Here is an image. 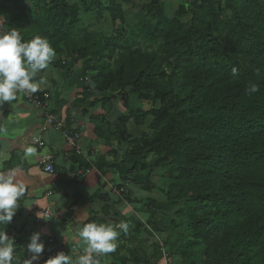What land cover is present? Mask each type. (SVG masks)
Returning <instances> with one entry per match:
<instances>
[{
    "label": "trees",
    "instance_id": "obj_1",
    "mask_svg": "<svg viewBox=\"0 0 264 264\" xmlns=\"http://www.w3.org/2000/svg\"><path fill=\"white\" fill-rule=\"evenodd\" d=\"M192 6L171 15L162 0H0V18L24 41L47 38L54 67L66 65L61 58L83 62L107 96L102 102L122 103L113 126L106 116L91 118L97 137L129 144L128 155L142 161L158 159L150 170L141 167L150 175L161 170L165 201L142 198L153 232L139 226L125 239L134 246L124 245L120 263L160 256L158 264H264V0ZM251 84L259 91L248 94ZM132 95L153 109L126 113ZM131 124L147 132L133 136ZM156 235L166 240L146 253L143 245ZM24 260L15 251L13 264Z\"/></svg>",
    "mask_w": 264,
    "mask_h": 264
},
{
    "label": "crops",
    "instance_id": "obj_2",
    "mask_svg": "<svg viewBox=\"0 0 264 264\" xmlns=\"http://www.w3.org/2000/svg\"><path fill=\"white\" fill-rule=\"evenodd\" d=\"M0 23V29H3V18H0ZM72 61L79 63L76 59ZM78 65L72 67L77 68ZM58 70L62 69L50 62L48 69L38 72L34 78L38 90L31 93L43 99L47 95L49 109L65 126L64 132L50 130L43 136L44 152H49L54 158V174L44 173L39 165L40 151L34 146L33 138L43 124V114L26 101L28 92L18 93L15 100L0 102V173L17 169V180L26 188L18 201L19 209L9 224L11 237L16 238L15 251L20 249L26 259V246L31 234L40 232L45 243L40 264L56 255L48 253L50 248L65 251L71 256L72 264H79V258L85 254V245L76 234L78 228L88 222L123 221L128 228L126 231L118 230L115 250L97 257L100 264H122L118 259L128 255L124 245L134 246L126 243L125 239L135 236L140 226L136 225L143 205L140 195L147 194L142 185L136 183L140 180L138 170L142 169V160L128 155V144L118 143L112 138L106 141L94 133L92 117L106 116L113 126L125 112L123 106L120 107L115 100L111 101V106L102 102L104 97L94 87L81 83V75L73 74L72 69H64L66 78ZM76 132L84 135L80 153L66 141V134ZM28 147L35 149L32 156H26ZM137 164L140 165L133 170ZM123 189L129 190L128 195L122 192ZM48 192L51 196L46 197ZM47 208L53 213L48 222L44 220ZM150 240L148 245L151 246ZM114 254L120 257L115 258ZM156 260L159 261V257Z\"/></svg>",
    "mask_w": 264,
    "mask_h": 264
},
{
    "label": "clouds",
    "instance_id": "obj_3",
    "mask_svg": "<svg viewBox=\"0 0 264 264\" xmlns=\"http://www.w3.org/2000/svg\"><path fill=\"white\" fill-rule=\"evenodd\" d=\"M56 52L45 37L35 36L24 41L17 29H0V102L16 99L18 93H35L38 83L34 78L41 70L49 68ZM259 91L256 84H251L246 92L253 94ZM35 153L33 147L26 149V156ZM25 185L17 180V169L0 173V264H13L16 238L10 237L6 230L19 209L18 201L24 196ZM128 195V194H127ZM128 224L88 222L77 229V235L85 247L79 264H100L97 257L115 250L118 230L126 231ZM57 231H60L57 229ZM63 236V232H61ZM52 243V242H50ZM45 243L41 233L34 232L26 246L27 258L23 264H40ZM43 264H72L71 256L60 251Z\"/></svg>",
    "mask_w": 264,
    "mask_h": 264
},
{
    "label": "rangeland",
    "instance_id": "obj_4",
    "mask_svg": "<svg viewBox=\"0 0 264 264\" xmlns=\"http://www.w3.org/2000/svg\"><path fill=\"white\" fill-rule=\"evenodd\" d=\"M67 2H69L71 5L73 3H75V0H66ZM138 1V0H136ZM147 3H150L152 0H146ZM154 1H157L159 3L160 0H154ZM162 1H166V4H167V7L169 8L170 10V13L171 15L174 14V12L177 10L178 7L188 3V6H189V9L192 10V5L194 2H196L197 0H162ZM124 7V12H125V15H126V24L128 25H131L134 21V15H133V8H132V4H126L123 6ZM194 9V8H193ZM190 17L188 16H184V18L182 19V21L185 23L189 20ZM100 23L102 22H99L97 21L95 23V26L96 25H99ZM108 29H110V31H112V27H111V24L109 22H107V25H106ZM62 61H65L66 65L61 67V71L58 70V73L59 74H63L66 78V71L64 69H72L73 71V74H77V75H81V80L80 82L81 83H86V84H89L91 87H94L95 88V83L93 81V78H91V74H89L88 72L85 73V69L83 68L84 66V63L83 62H79V63H75L73 62L72 60H66L64 58H61ZM69 61H71V64H69ZM52 62V61H51ZM75 64H79L77 66V68H74L72 67V65H75ZM69 73V71H68ZM128 92H130L131 90L130 89H127ZM132 94V92H131ZM101 97H104V99H106L107 97L104 95H100ZM116 103H118V105L120 107H122V103L119 104L118 101H116ZM124 108V107H122ZM131 109L134 111H138V112H135V113H143L141 111H144V112H148L149 110L153 109V105L152 104H149V103H145V102H139L136 100L135 97H133L132 95V99H131V103L129 104V109H126V112L128 113L127 110L131 111ZM123 111H125V108L123 109ZM152 120L147 118L146 119V124L147 126L150 124ZM129 132L133 133V135L135 136H140L142 135L143 133L147 132V130L145 128H136L133 124L129 125ZM129 145V144H128ZM158 159L156 157H149L147 159H143V161H141L140 163H143L146 165L147 168H149L150 170V166L152 163H154L155 161H157ZM149 170L148 171H142L141 170H138L139 171V174L141 175L140 176V180H136L137 184L139 185H142V189H144L145 192H147V194L143 195H140L141 199L142 198H145L149 195H151L152 199H155L156 201H159V202H164L165 201V198L163 196V194L161 193L160 189L161 188V184H160V180H159V172L161 171L160 169L159 170H156L155 172L152 171V175L149 174ZM152 186H154V188H152ZM143 202V201H142ZM140 214L139 216L137 217V221L138 223L136 225H140V226H143L144 228H146L147 230H150L152 231V221H153V215L151 211H147L145 208H144V205H142V207H140ZM153 232V231H152ZM144 235L142 234V237ZM145 237V236H144ZM143 237V238H144ZM156 237V238H155ZM154 238H151L150 242H151V246L148 245V243L144 244L143 245V248L144 250L146 251V253H150L152 250H153V246H154V243L157 242L159 243L160 242V245L164 243V240H166L165 236H162V235H156ZM176 239V236L173 235L172 237H170L169 241H172ZM119 249V248H118ZM162 253V252H161ZM158 254V253H157ZM201 254V253H200ZM168 251H167V258L169 257L168 256ZM162 258H164L165 256L162 254L161 255ZM159 259H160V256H159ZM199 261H201V258H199ZM153 264H158V260H155L153 261ZM200 264H212L211 262H208V261H203L201 262Z\"/></svg>",
    "mask_w": 264,
    "mask_h": 264
},
{
    "label": "built area",
    "instance_id": "obj_5",
    "mask_svg": "<svg viewBox=\"0 0 264 264\" xmlns=\"http://www.w3.org/2000/svg\"><path fill=\"white\" fill-rule=\"evenodd\" d=\"M25 99L32 107L41 111L43 114V124L37 135L33 138V143L34 146L37 147V149L40 151L39 165L42 167L43 172L52 175L55 172L54 158L53 155L50 154L49 152L48 153L44 152L45 142L43 140V136L50 130L64 132L65 126L63 125V122L57 121L55 119L53 113L49 109V102L47 95H45V98L43 99V97L41 98L38 95L26 93ZM66 141L72 149H74L77 153H80L83 147L84 135L82 132L69 133L66 134ZM122 192L127 195L129 193V190L123 189ZM49 196H51V192H48L46 194V197ZM52 218H53V213L50 210V208H47L44 212V220L48 222V220H51ZM60 251L63 250H54V248L48 249L49 254H53V253L58 254ZM63 252L65 253V251Z\"/></svg>",
    "mask_w": 264,
    "mask_h": 264
}]
</instances>
